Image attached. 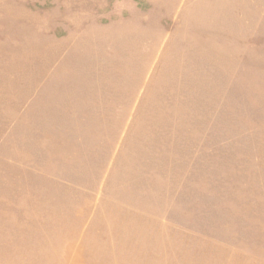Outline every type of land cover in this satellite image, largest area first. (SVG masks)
Here are the masks:
<instances>
[{"label":"rangeland","instance_id":"1","mask_svg":"<svg viewBox=\"0 0 264 264\" xmlns=\"http://www.w3.org/2000/svg\"><path fill=\"white\" fill-rule=\"evenodd\" d=\"M128 1L0 0V264H264V0Z\"/></svg>","mask_w":264,"mask_h":264},{"label":"crops","instance_id":"2","mask_svg":"<svg viewBox=\"0 0 264 264\" xmlns=\"http://www.w3.org/2000/svg\"><path fill=\"white\" fill-rule=\"evenodd\" d=\"M117 2H120V1H123L124 2V4H128V2H130V1H128V0H116ZM90 2H92V0H90ZM109 14H114V12H112V10H110L109 12L107 11L106 13H104V15H109ZM120 15H124V13H119ZM90 15H92V16H94V14H93V12H92V10L90 9ZM86 33L88 34V40L86 41V42H76V45H78L79 46V48L80 49H83L82 47H85V49H86V54H84V55H86V58H87V60L90 62V58H92V57H96V56H98L99 54H97L96 56L94 55V52L93 51H90V49H95V48H97V47H101V48H108V46L110 45V43L109 42H100V41H95V42H90V26H86ZM82 43H85V45L86 46H81L80 44H82ZM92 43V44H91ZM98 45H102V46H98ZM84 53V52H83ZM106 54V53H105ZM98 58H100L99 56H98ZM91 77H93V76H90V79H91ZM89 78H86V80H90ZM90 82V81H89ZM88 82V84L86 85V86H84L83 88H85V90H83V91H81V92H90V83ZM72 92H74V91H72Z\"/></svg>","mask_w":264,"mask_h":264}]
</instances>
